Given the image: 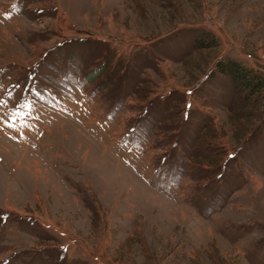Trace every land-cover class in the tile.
<instances>
[{"label":"rangeland","instance_id":"374dc122","mask_svg":"<svg viewBox=\"0 0 264 264\" xmlns=\"http://www.w3.org/2000/svg\"><path fill=\"white\" fill-rule=\"evenodd\" d=\"M229 59L264 76V0H0V264H264Z\"/></svg>","mask_w":264,"mask_h":264},{"label":"trees","instance_id":"16d2710c","mask_svg":"<svg viewBox=\"0 0 264 264\" xmlns=\"http://www.w3.org/2000/svg\"><path fill=\"white\" fill-rule=\"evenodd\" d=\"M217 68L222 74L230 76L238 90L242 91L248 89L251 97L258 96L259 98H264V76L262 74L259 75L258 72L255 73L252 69L243 66L242 63L230 59L226 62L218 61ZM256 107H258L256 108L258 112L255 118H260L264 112L263 100L262 103H258ZM243 132H245V130Z\"/></svg>","mask_w":264,"mask_h":264},{"label":"snow or ice","instance_id":"6c2138e0","mask_svg":"<svg viewBox=\"0 0 264 264\" xmlns=\"http://www.w3.org/2000/svg\"><path fill=\"white\" fill-rule=\"evenodd\" d=\"M0 103H3V101H0ZM0 119H3L2 117H0Z\"/></svg>","mask_w":264,"mask_h":264}]
</instances>
